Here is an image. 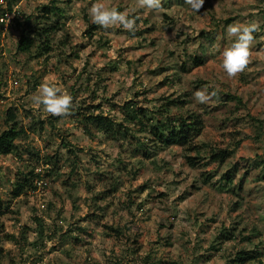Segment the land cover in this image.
<instances>
[{
  "label": "rangeland",
  "instance_id": "rangeland-1",
  "mask_svg": "<svg viewBox=\"0 0 264 264\" xmlns=\"http://www.w3.org/2000/svg\"><path fill=\"white\" fill-rule=\"evenodd\" d=\"M93 2L0 0V133L8 114L27 132L0 156V264H238L239 252L264 264V0H204L199 12L102 0L134 32L93 23ZM42 6L59 12L47 19ZM234 23L259 27L229 76ZM22 32L28 53L16 50ZM45 81L72 96L68 113L33 101ZM205 88L215 95L198 103ZM92 115L120 133L96 131ZM193 117L202 129L188 146L153 134ZM223 150L224 163L209 161ZM25 178L36 189L12 199Z\"/></svg>",
  "mask_w": 264,
  "mask_h": 264
},
{
  "label": "clouds",
  "instance_id": "clouds-1",
  "mask_svg": "<svg viewBox=\"0 0 264 264\" xmlns=\"http://www.w3.org/2000/svg\"><path fill=\"white\" fill-rule=\"evenodd\" d=\"M185 2L195 12H199L204 4V0H185ZM141 3L149 9L158 10L162 7V0H141ZM88 14L93 23L105 29L118 24L130 32L135 31V19L115 7H106L102 0H94L88 9ZM258 27L256 23H234L227 27L228 33L235 37L230 46L224 48L221 53V66L229 76L235 75L247 64L254 40L253 34ZM38 93L33 96V101L38 105L43 104L52 115L66 114L72 107V96L66 90L62 91L55 83L42 82ZM193 95L198 103L204 104L215 93H209L205 88L195 91Z\"/></svg>",
  "mask_w": 264,
  "mask_h": 264
},
{
  "label": "trees",
  "instance_id": "trees-1",
  "mask_svg": "<svg viewBox=\"0 0 264 264\" xmlns=\"http://www.w3.org/2000/svg\"><path fill=\"white\" fill-rule=\"evenodd\" d=\"M41 11L43 12L44 17L47 19L49 18V16L55 15L59 12V10L55 6H42ZM8 14H12L11 9H8ZM12 21L18 23L17 15ZM33 45V39L27 36L25 32H22L17 42L16 50L19 53H28L30 52ZM194 62L200 64L201 60L195 58ZM138 111H141V109L128 111L127 116L130 117L131 121H135L137 117L139 118L138 115H140V112ZM8 117L9 122L13 119V124H7L6 129L3 130L2 133H0V156L11 155L16 149V141L22 136H27V132L25 131V129L22 126H18V124L14 122V115L12 117V115L8 114ZM85 121L87 122V124H92L96 131L102 132L104 134H114L115 132L120 133V129H122L121 124H116L114 120L101 115L89 116L85 118ZM167 129L168 127L166 125H161L154 129L153 134L158 138L162 146L168 147L177 141H179L182 146H188L190 141L192 140V137L200 133L202 124L200 123L198 117H193L180 119L177 128H171V130L167 131V135H165L164 133ZM124 135L125 133H122V136ZM228 157L229 152L227 150H223L218 153L212 154L209 157V161L211 163H224ZM39 177L40 176L37 175V178ZM35 189L36 186H31V184L28 183V179L25 178L23 182L16 183L13 191L11 192V198L16 199L26 191H34ZM3 208L4 207L2 205V201L0 200V214L2 213L1 211ZM9 239L12 240L13 237H10ZM253 259L254 256L251 254V252H239L235 256L234 262L238 264H245L247 261Z\"/></svg>",
  "mask_w": 264,
  "mask_h": 264
}]
</instances>
